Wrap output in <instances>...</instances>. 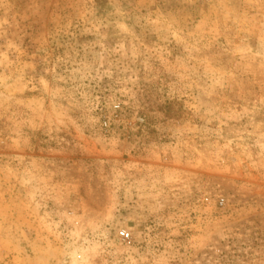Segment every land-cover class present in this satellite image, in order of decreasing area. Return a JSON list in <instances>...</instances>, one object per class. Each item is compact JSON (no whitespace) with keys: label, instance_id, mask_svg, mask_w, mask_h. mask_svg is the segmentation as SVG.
<instances>
[{"label":"rangeland","instance_id":"1","mask_svg":"<svg viewBox=\"0 0 264 264\" xmlns=\"http://www.w3.org/2000/svg\"><path fill=\"white\" fill-rule=\"evenodd\" d=\"M0 264H264V0H0Z\"/></svg>","mask_w":264,"mask_h":264},{"label":"built area","instance_id":"2","mask_svg":"<svg viewBox=\"0 0 264 264\" xmlns=\"http://www.w3.org/2000/svg\"><path fill=\"white\" fill-rule=\"evenodd\" d=\"M104 126H107L106 122H104ZM119 235L124 240L129 238V233L125 230L121 231Z\"/></svg>","mask_w":264,"mask_h":264}]
</instances>
